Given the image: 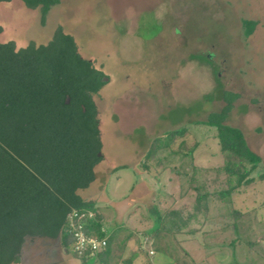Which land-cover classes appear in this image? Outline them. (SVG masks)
I'll list each match as a JSON object with an SVG mask.
<instances>
[{"label": "rangeland", "instance_id": "obj_1", "mask_svg": "<svg viewBox=\"0 0 264 264\" xmlns=\"http://www.w3.org/2000/svg\"><path fill=\"white\" fill-rule=\"evenodd\" d=\"M149 19L148 31L159 35L139 31ZM242 20L256 23L250 37L243 36ZM0 26V41L17 47L44 45L61 27L107 78L93 96L102 160L81 196L98 201L103 226L118 229L110 264H264V181L233 192L229 203L215 199L227 189L225 174L215 171L223 160L214 129L197 125L219 110L218 91L226 90L241 96L238 111L250 104L257 115L227 125L264 131V0H60L43 25L38 9L13 0L0 4ZM151 122L157 131L145 130ZM180 129L187 133L174 142L160 139L166 146L149 160L157 164L150 172L139 168L154 135ZM259 154L264 159V147ZM263 170L259 164L250 177ZM194 188L209 195L207 212L195 217ZM170 208L191 215L186 227L149 236L155 213ZM231 210L239 219L228 217ZM46 241L27 249L19 264H102L81 263Z\"/></svg>", "mask_w": 264, "mask_h": 264}, {"label": "trees", "instance_id": "obj_2", "mask_svg": "<svg viewBox=\"0 0 264 264\" xmlns=\"http://www.w3.org/2000/svg\"><path fill=\"white\" fill-rule=\"evenodd\" d=\"M11 1L0 0V4ZM18 1L28 10H39L41 25L49 10L60 3V0ZM241 25L247 38L256 23L242 20ZM106 83L107 78L95 68L94 61L80 56L73 36L64 33L61 27L55 29L44 45L29 42L17 47L13 41H0V264H19L27 249L43 240L55 242L60 254L75 259L80 256L81 263L110 264L111 234L118 229L115 231L112 226L103 229L99 208L78 194L95 180L94 168L102 160L93 96ZM217 97L225 106L219 112L209 113L197 125L214 129L213 138L223 160L215 171L225 174L227 185L226 190L214 197L226 204L229 196L241 187L255 180L264 181V170L255 178L250 177L261 160L248 149L240 130L224 124L231 103L238 96L218 91ZM186 133L180 129L163 137L171 136L174 142ZM163 137L155 138L154 148L142 157L139 168L145 172L157 165L149 160L157 158ZM184 156L191 157L190 151ZM194 190L193 217L207 212L209 198L207 193ZM73 212L81 217L75 223L80 225L84 236L105 240L106 246L99 253L90 256L74 251L73 233L67 227ZM155 214L149 231L152 237L181 232L191 217L185 218L181 210L173 208ZM239 216L233 210L228 213L234 221ZM250 247L248 244L249 250ZM154 251L162 250L154 248Z\"/></svg>", "mask_w": 264, "mask_h": 264}, {"label": "crops", "instance_id": "obj_3", "mask_svg": "<svg viewBox=\"0 0 264 264\" xmlns=\"http://www.w3.org/2000/svg\"><path fill=\"white\" fill-rule=\"evenodd\" d=\"M121 20V19H120ZM118 21L120 24H123V23H125V22H127V20L125 19V20H121V21ZM150 20V22L148 21V23H146L145 21H144V23H142V24H144V28L143 29H140L139 27V31H144V33H145V31H147V33H146V35H148V36H150V37H153V36H155L156 34L157 35H159V32H157V31H152V28H150V30L148 31V29H147V27H146V24H149V25H152V23H153V20L152 19H149ZM157 21V20H156ZM123 26L124 27H126L124 24H123ZM161 32V31H160ZM254 33L252 32V34L251 35H253ZM250 35V36H251ZM249 36V37H250ZM88 60H92V59H88ZM93 61V60H92ZM96 68V67H95ZM99 70H100V68H99ZM128 78V77H127ZM226 91V90H225ZM227 92H230V93H232V94H235V95H237L238 97L231 103V109H230V111L227 113V116H226V118H225V122H224V124L225 125H227V122L228 121H233V122H235V124H237L238 125V121H239V119L240 118H243V119H245V117H248V114H249V117L251 118V119H254V118H256L257 119V115L256 116H253L254 114V112H253V110L251 109V108H249L250 107V104H249V102H248V107H246V110L245 111H243V112H241V111H238L237 109H238V106L240 105V104H243V101H241L240 99H241V96L238 94V93H236V92H233V91H227ZM162 96L160 95V98H161ZM152 101H153V99H152ZM217 101H219L220 102V107H219V110L217 111V112H219L224 106H225V104H224V102L220 99V98H218L217 97ZM154 103H155V101H153ZM158 100H157V102L155 103V104H158ZM249 111V112H248ZM214 113V112H213ZM216 113V112H215ZM153 121V120H152ZM198 122H200V121H198ZM155 123L153 122H151L149 125H148V127H146V131H151V130H153V131H157L156 129H154V125ZM228 126V125H227ZM230 127V126H229ZM232 127V126H231ZM233 128V127H232ZM257 128V127H256ZM149 129V130H148ZM237 129V128H236ZM163 130V129H162ZM161 130V131H162ZM238 130H240V129H238ZM253 130H255V129H253ZM260 130V127H258L257 128V131H243V130H240V132L242 133V135H243V138H244V141H245V143H246V146L248 147V149L252 152V153H254L255 155H257L259 158H260V165H262V167L264 166V159H263V157L259 154V151H262V149H263V147H264V131H259ZM164 133V132H163ZM161 134V133H159V134H161V136H159V134L157 135V137H156V135H154L155 137H153V138H151V140H154L155 138H158V137H163L166 133H164V134ZM254 137V138H253ZM256 137V138H255ZM249 141V142H248ZM251 141V142H250ZM165 146H166V144L164 145V148H165ZM163 148V147H162ZM167 148V147H166ZM208 169H211L210 167H208ZM137 172V173H136ZM135 173H136V175H137V178L138 179H144V178H141L140 177V175H139V173H138V171H136ZM146 178V177H145ZM96 180V179H95ZM94 180V181H95ZM93 181V182H94ZM167 181H168V179H167ZM92 182V183H93ZM91 183V184H92ZM90 184V185H91ZM89 185V186H90ZM89 188V187H88ZM85 190H87V189H85ZM85 190H81V191H79L78 192V194L80 195V197L82 198V196H81V193L83 192V191H85ZM83 199V198H82ZM86 201H91V200H86ZM95 204L98 202V201H94V200H92ZM105 202H106V200H104ZM106 203H108V202H106ZM96 206H97V204H96ZM98 207V206H97ZM105 227V228H104ZM102 228L103 229H106V228H108V227H106V226H103L102 225ZM109 256H110V258L112 259L113 258V256H114V254L112 253V252H110V254H109ZM115 257V256H114ZM110 259V260H111Z\"/></svg>", "mask_w": 264, "mask_h": 264}, {"label": "built area", "instance_id": "obj_4", "mask_svg": "<svg viewBox=\"0 0 264 264\" xmlns=\"http://www.w3.org/2000/svg\"><path fill=\"white\" fill-rule=\"evenodd\" d=\"M80 216H77L76 213H72L68 217V231L72 232L74 242H73V249L77 253H89L90 256L99 253L103 248L106 246L105 240H97L94 237H86L81 231L80 225L76 226L75 219L78 221L80 220Z\"/></svg>", "mask_w": 264, "mask_h": 264}, {"label": "water", "instance_id": "obj_5", "mask_svg": "<svg viewBox=\"0 0 264 264\" xmlns=\"http://www.w3.org/2000/svg\"><path fill=\"white\" fill-rule=\"evenodd\" d=\"M106 80V79H105ZM66 102H68V99L66 100Z\"/></svg>", "mask_w": 264, "mask_h": 264}]
</instances>
